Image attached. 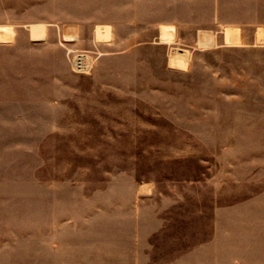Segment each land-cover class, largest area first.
<instances>
[{
  "label": "rangeland",
  "instance_id": "rangeland-1",
  "mask_svg": "<svg viewBox=\"0 0 264 264\" xmlns=\"http://www.w3.org/2000/svg\"><path fill=\"white\" fill-rule=\"evenodd\" d=\"M85 3L0 0V21L21 8L28 20L101 10ZM55 46L29 58L20 86L4 87L0 65V264H67L71 234L130 232L138 216L155 227L158 210L151 230L180 219L219 233L220 264H264V40L143 46L104 61L96 79L95 53L92 71L75 74L82 51ZM174 49L189 50L185 67H165Z\"/></svg>",
  "mask_w": 264,
  "mask_h": 264
},
{
  "label": "crops",
  "instance_id": "crops-1",
  "mask_svg": "<svg viewBox=\"0 0 264 264\" xmlns=\"http://www.w3.org/2000/svg\"><path fill=\"white\" fill-rule=\"evenodd\" d=\"M84 1L87 2L84 4L85 13L92 12L95 7H100L101 10H95L92 12L94 14L80 19L67 13L57 16L46 14L47 17L28 20L26 12L21 8L20 12L15 14L20 20L0 21V27H7L11 31L8 40L0 41V65H3L6 89L11 82H18L19 86L25 84L29 58L37 56L38 51L44 53L39 47L48 45L51 49L45 53L48 56L54 55L57 42L67 43L73 51L95 53L99 62L91 77L96 79L99 76L98 69L104 61L112 57H126L143 46L155 49L176 42L187 46L191 44L192 49H195L213 47L217 43L237 46L264 40V0H116L115 6L104 10V0ZM97 12L100 15H96ZM33 27H40L39 35L42 39H32L30 31ZM98 27L109 28L107 40L100 42L96 39ZM162 29L170 30L171 37L162 39ZM227 30L237 31V35L231 36L234 38L231 44L226 41ZM123 33L125 35L122 39L116 38V35ZM145 33L152 34L151 38L143 39L140 34ZM181 52L184 53L179 55L182 64H172L169 52L164 61L165 67H185L189 50L182 49ZM17 60L19 73L15 70L13 72L12 68V65L17 64ZM6 94L14 98L15 103H22L26 97L22 91L19 94L6 91ZM135 204L140 206V202ZM138 208L137 212L142 210ZM148 209L150 212V204ZM158 212H153V215H150V212L149 215L152 216L150 223L157 221L155 227L159 228L162 219H158ZM136 221L132 222L130 232L105 236L71 234L68 238V248L63 250L67 252V264H220L219 233L188 232L187 224L180 219L175 222L178 228L173 227L171 231H153L151 229L155 227L150 228V224L143 228L139 216ZM97 241L105 243H93Z\"/></svg>",
  "mask_w": 264,
  "mask_h": 264
},
{
  "label": "bare ground",
  "instance_id": "bare-ground-1",
  "mask_svg": "<svg viewBox=\"0 0 264 264\" xmlns=\"http://www.w3.org/2000/svg\"><path fill=\"white\" fill-rule=\"evenodd\" d=\"M40 28V27H39ZM38 27H33L31 32V37L32 39H42L39 35L40 33V29ZM168 29V28H167ZM167 29H162V34H161V38L162 39H168L171 37V31L167 30ZM43 30V29H42ZM43 33V31H42ZM69 33V32H68ZM71 34V33H70ZM203 34V33H202ZM235 34L237 35V31H232V30H227L226 32V41L227 42H232V40H234V38L232 39L231 36ZM42 35V34H41ZM72 35V34H71ZM11 36V31L9 28L7 27H0V41H4V40H8ZM205 36V34H204ZM40 37V38H39ZM70 37V36H69ZM109 37V28L108 27H98L96 30V39L98 41H105L107 40ZM206 38V37H205ZM208 38V37H207ZM203 39V38H202ZM264 39V38H262ZM39 41V40H38ZM203 41V40H201ZM207 41V40H206ZM203 43V42H200ZM205 43V42H204ZM208 44V43H207ZM210 45V44H209ZM184 53L181 51H173L172 55H171V63L172 64H182L183 62L181 61L179 55H183Z\"/></svg>",
  "mask_w": 264,
  "mask_h": 264
},
{
  "label": "built area",
  "instance_id": "built-area-1",
  "mask_svg": "<svg viewBox=\"0 0 264 264\" xmlns=\"http://www.w3.org/2000/svg\"><path fill=\"white\" fill-rule=\"evenodd\" d=\"M72 72L75 74L87 75L95 66L96 57L86 51L72 53L69 59Z\"/></svg>",
  "mask_w": 264,
  "mask_h": 264
}]
</instances>
